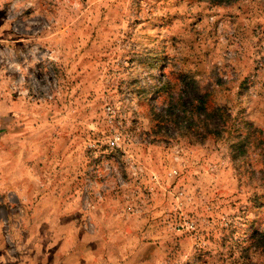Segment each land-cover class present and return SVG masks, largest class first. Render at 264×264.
Returning a JSON list of instances; mask_svg holds the SVG:
<instances>
[{
    "label": "rangeland",
    "instance_id": "1",
    "mask_svg": "<svg viewBox=\"0 0 264 264\" xmlns=\"http://www.w3.org/2000/svg\"><path fill=\"white\" fill-rule=\"evenodd\" d=\"M262 140L264 0H0V264H264Z\"/></svg>",
    "mask_w": 264,
    "mask_h": 264
},
{
    "label": "trees",
    "instance_id": "2",
    "mask_svg": "<svg viewBox=\"0 0 264 264\" xmlns=\"http://www.w3.org/2000/svg\"><path fill=\"white\" fill-rule=\"evenodd\" d=\"M168 86V80L159 82L160 90L164 91L168 89ZM195 91V82L192 76L179 71L175 78V100L172 99V101L174 100L173 106L175 107V117L173 120L175 121L176 129L179 131H183L182 129H184L186 132L194 130L196 132L197 128L200 126L203 131V133H201L202 136H210L217 139L222 137L225 132L232 129V134L239 138L242 134V130L235 128L233 124L230 123L233 118H231L228 110L210 102H205L202 98L195 95ZM159 97L154 102H159ZM161 100L162 105L171 107L170 102H165V96H162ZM261 143H263L264 147V140H262ZM262 159H264V157H262Z\"/></svg>",
    "mask_w": 264,
    "mask_h": 264
},
{
    "label": "built area",
    "instance_id": "3",
    "mask_svg": "<svg viewBox=\"0 0 264 264\" xmlns=\"http://www.w3.org/2000/svg\"><path fill=\"white\" fill-rule=\"evenodd\" d=\"M106 109L109 110V108H106ZM118 140H119V138L117 136H115L111 139V141L109 142V146H110L111 150H113L115 147H117ZM171 174H175V171L173 170L171 172ZM174 229H175V226H174Z\"/></svg>",
    "mask_w": 264,
    "mask_h": 264
}]
</instances>
